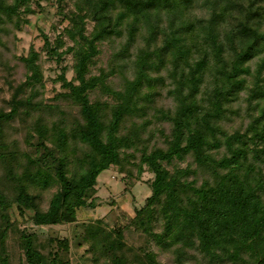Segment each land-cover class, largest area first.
<instances>
[{
    "label": "trees",
    "instance_id": "trees-1",
    "mask_svg": "<svg viewBox=\"0 0 264 264\" xmlns=\"http://www.w3.org/2000/svg\"><path fill=\"white\" fill-rule=\"evenodd\" d=\"M31 2L0 0V35L12 30L8 22L20 29L34 11ZM54 5L68 23L66 51L77 83L66 81L63 67L56 79L69 90L56 93L53 105L44 102L39 54L31 47L19 59L32 89L19 98V84L4 107L0 97V264H11L5 238L15 227L7 209L30 211L37 226L73 223L79 208L96 205L97 176L112 165L127 177L146 166L151 192L126 225L96 218L74 231L92 264H168L153 248L127 243L131 225L169 254V264H264V0ZM42 36L57 61L60 36ZM104 41L115 48L113 66L89 75ZM116 72L120 89L106 82ZM95 89L106 100H91ZM58 99H69L79 116L66 119ZM152 138L158 144L150 148ZM18 233L25 261L16 264H70L57 250L44 254L45 244L27 228ZM58 245L68 250L66 239Z\"/></svg>",
    "mask_w": 264,
    "mask_h": 264
},
{
    "label": "rangeland",
    "instance_id": "rangeland-1",
    "mask_svg": "<svg viewBox=\"0 0 264 264\" xmlns=\"http://www.w3.org/2000/svg\"><path fill=\"white\" fill-rule=\"evenodd\" d=\"M55 0H32L31 8L33 12H26L25 22L21 23L20 29H14L8 22L7 28L12 30L4 32L0 35L2 45H0V97L2 99V106H5L3 99H10L14 90L18 85H22L18 97L22 98L28 95V91L32 88L28 86V77L31 72L26 69L24 63L19 59L20 56H26L28 50L32 47L39 54V65L44 83V102L50 99V105H53L52 97L56 93L68 91V88L62 86V81L56 79L62 72L64 67V76L66 81L77 83L73 79V56L66 51L67 47L72 45V41L65 35L64 27L67 26V21H60L61 16L56 13ZM64 11L71 7L69 3ZM23 16V15H22ZM93 27L91 21L86 23V33ZM8 28V29H9ZM45 34L50 41L60 36L63 44L57 47L59 59L54 60L49 57L44 49ZM116 41V40H115ZM117 42V41H116ZM118 43V42H117ZM7 49L2 50L3 47ZM112 44L104 41L99 44V54L94 58L93 63L89 68V75L100 74L101 72H109L110 66H113L112 60ZM64 51V52H62ZM107 84L115 89H120L122 76L116 72L107 76ZM26 85H25V84ZM30 83V82H29ZM90 99L95 100L97 97L106 100V96L101 95L97 89L90 91ZM110 95H108L109 97ZM56 104L64 112L66 119L72 116H79L78 108L72 104L69 99H58ZM53 118H57L54 116ZM8 138H14L10 133H6ZM23 137V134L20 132ZM157 139L152 138L150 148L156 145ZM184 166V162H180ZM1 171V170H0ZM191 178V177H190ZM153 179V174L144 166L143 172L140 176L135 175L127 177L117 171L116 166H110L103 170L96 179L94 198L96 205L84 206L77 210L76 219L70 224H51V225H35L29 219L31 212L27 211L24 215L18 214L15 209H7L8 216L12 225L15 228L9 229L5 238L6 252L11 264H16L18 261H25L24 252L20 245L18 238V231L27 228L29 231L37 235V240L45 244L43 253L47 250H57L58 254L63 259H68L70 264H92L89 261V254L85 249L87 245L82 242L80 246L75 245L74 231L82 232L84 224L90 223L96 218L102 220L104 226L112 225H126L129 220L134 217L135 210L144 204L145 197L151 192L149 182ZM56 187H52L49 191L44 193L41 206L46 208L50 199V193L55 191ZM161 224L154 225V231H159ZM124 236L128 244L135 246L141 245L145 248H153L157 253V259L162 262L170 263L169 254L161 252L152 239L147 238L142 232L135 230L131 225L124 232ZM48 238L54 241L48 242ZM66 239L68 242V250L59 247V241ZM146 239V241H145ZM59 247V248H58ZM42 249V248H41ZM86 252L88 255H86ZM169 261V262H168ZM193 264V261H192ZM194 264H205V261H195Z\"/></svg>",
    "mask_w": 264,
    "mask_h": 264
}]
</instances>
